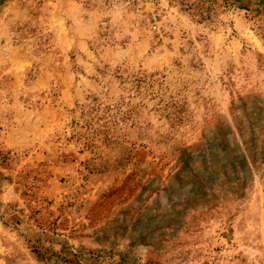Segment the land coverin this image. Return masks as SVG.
Segmentation results:
<instances>
[{
    "label": "rangeland",
    "instance_id": "rangeland-1",
    "mask_svg": "<svg viewBox=\"0 0 264 264\" xmlns=\"http://www.w3.org/2000/svg\"><path fill=\"white\" fill-rule=\"evenodd\" d=\"M0 264H264V0H0Z\"/></svg>",
    "mask_w": 264,
    "mask_h": 264
}]
</instances>
